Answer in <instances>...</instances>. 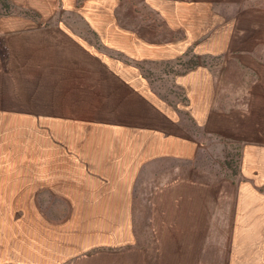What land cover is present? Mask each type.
<instances>
[{"label": "crops", "instance_id": "1", "mask_svg": "<svg viewBox=\"0 0 264 264\" xmlns=\"http://www.w3.org/2000/svg\"><path fill=\"white\" fill-rule=\"evenodd\" d=\"M4 1L0 144L24 168L0 169V263L134 264L140 227L216 218L240 241L264 210V0ZM214 135L240 144L220 213L195 178ZM40 193L84 216L27 237L11 216L37 221Z\"/></svg>", "mask_w": 264, "mask_h": 264}, {"label": "rangeland", "instance_id": "2", "mask_svg": "<svg viewBox=\"0 0 264 264\" xmlns=\"http://www.w3.org/2000/svg\"><path fill=\"white\" fill-rule=\"evenodd\" d=\"M2 8L7 7L4 0H0ZM12 83L0 81V106H13L11 95ZM8 87V89L6 88ZM205 149L200 153L196 166L197 200L200 202L217 201V212L220 213L221 192L230 199L234 196L235 187L239 181V150L240 144L231 139L212 136L205 139ZM4 141V140H3ZM15 147L1 146L0 169L24 168V163L3 160L8 150ZM18 150L16 149L15 152ZM28 163H25L27 166ZM43 163H37V169L43 168ZM141 195H138V198ZM227 200V198H224ZM216 206H214V209ZM67 210L66 204L57 195L49 193L38 194L37 221L29 217V212L21 207L11 216L30 236L33 233L38 238L44 233L49 223H58L64 218L79 219L82 211ZM89 211H85L88 216ZM216 212V209L214 210ZM259 218H246L244 234L240 241H233L232 227L220 218L213 219L212 226L198 224L195 233L188 235L155 234L140 227V240L134 246V264H264V210ZM36 222V224H35ZM12 223L13 220H12ZM14 223V224H15ZM75 223V222H74ZM256 227L258 231L253 230ZM261 227V233H260ZM178 238L180 239L178 241ZM138 251V252H137ZM140 251L143 253L140 258ZM9 259V258H8ZM9 259L0 264H18ZM21 264V263H20Z\"/></svg>", "mask_w": 264, "mask_h": 264}]
</instances>
